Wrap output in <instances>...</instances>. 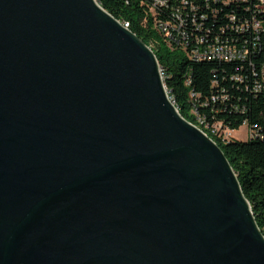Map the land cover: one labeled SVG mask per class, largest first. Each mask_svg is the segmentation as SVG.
Here are the masks:
<instances>
[{
    "label": "water",
    "instance_id": "1",
    "mask_svg": "<svg viewBox=\"0 0 264 264\" xmlns=\"http://www.w3.org/2000/svg\"><path fill=\"white\" fill-rule=\"evenodd\" d=\"M0 264H264L222 149L97 0H0Z\"/></svg>",
    "mask_w": 264,
    "mask_h": 264
},
{
    "label": "trees",
    "instance_id": "2",
    "mask_svg": "<svg viewBox=\"0 0 264 264\" xmlns=\"http://www.w3.org/2000/svg\"><path fill=\"white\" fill-rule=\"evenodd\" d=\"M97 2L115 19L128 23L129 30L152 47L171 99L182 117L222 149L264 234V92L253 90L257 84L264 85V46L260 44L257 52L250 54L251 49L245 62H237V59L218 62L216 58L193 60L190 47L176 46L156 27V22L164 19V15L157 18L152 14L151 0ZM188 2L190 7L199 9H188ZM171 4L177 10L188 9L191 18L206 16L201 31L188 25L195 48L204 47V40L196 38L206 36L208 39V30L211 33L206 41L210 43L217 37L229 45L243 44V37L231 31L234 25L235 30H243V22L234 24L231 20L244 19L252 11L256 17L253 28L264 29L261 0H171ZM186 80L191 82L189 86ZM242 127L254 130L258 136H251L247 142L222 137Z\"/></svg>",
    "mask_w": 264,
    "mask_h": 264
},
{
    "label": "built area",
    "instance_id": "3",
    "mask_svg": "<svg viewBox=\"0 0 264 264\" xmlns=\"http://www.w3.org/2000/svg\"><path fill=\"white\" fill-rule=\"evenodd\" d=\"M246 2H249V0H246ZM263 6L264 0H261V7ZM189 8L199 9L198 7H190L188 2V9ZM188 9H175V6L171 4V0H151L150 6V11L155 17L161 18V16L164 15V19H160L156 22V27L161 30L166 39L172 41L176 46L184 47V49L190 47L193 60L200 58H216L218 62H228V59H237V62H245L249 58V52L251 49L252 51L250 54L253 52L256 53L260 44L264 46V29L253 28V21H255L256 17L255 11H252V13L244 19L238 20L237 18H232L231 20L234 24L235 22H243V30H235V25L231 30L236 34H239L240 37H243V44L229 45L217 37H215L214 41L210 43L206 41L210 38L209 34L211 33V30H208V39L206 36H203L201 39L196 38V40H204V47L195 48V41L192 40L193 37L189 35L187 29L188 25L192 24L194 28L201 31L204 24L202 22L206 16L203 14L202 18H191ZM230 36L233 37V35ZM237 80L243 82L241 79ZM190 84L191 82L186 80V86H189ZM253 90L256 93H262L264 92V85L257 84L253 87ZM248 129L250 130L249 138H251V136H258L257 132L250 128Z\"/></svg>",
    "mask_w": 264,
    "mask_h": 264
},
{
    "label": "rangeland",
    "instance_id": "4",
    "mask_svg": "<svg viewBox=\"0 0 264 264\" xmlns=\"http://www.w3.org/2000/svg\"><path fill=\"white\" fill-rule=\"evenodd\" d=\"M250 130L247 127H242L237 131H228V133L224 134L222 137L226 140H234L237 142H247L249 140V132Z\"/></svg>",
    "mask_w": 264,
    "mask_h": 264
},
{
    "label": "bare ground",
    "instance_id": "5",
    "mask_svg": "<svg viewBox=\"0 0 264 264\" xmlns=\"http://www.w3.org/2000/svg\"><path fill=\"white\" fill-rule=\"evenodd\" d=\"M120 23H122V22H120ZM122 25L125 27V28H127L128 30H129V24L128 23H122ZM150 47V46H149ZM151 49H152V47H150ZM161 72H162V70H161ZM162 77H163V74H162ZM163 81H164V77H163ZM164 84H165V81H164ZM165 89H166V91L168 92V90H167V88H166V85H165ZM168 94H169V92H168ZM170 95V94H169ZM170 100L172 101V103L175 105V103L173 102V100L171 99V97H170ZM177 108V107H176ZM178 109V108H177ZM179 111V110H178Z\"/></svg>",
    "mask_w": 264,
    "mask_h": 264
}]
</instances>
